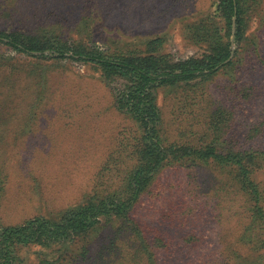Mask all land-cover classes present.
I'll use <instances>...</instances> for the list:
<instances>
[{
  "label": "rangeland",
  "instance_id": "1",
  "mask_svg": "<svg viewBox=\"0 0 264 264\" xmlns=\"http://www.w3.org/2000/svg\"><path fill=\"white\" fill-rule=\"evenodd\" d=\"M1 1L0 30L9 31L14 26L36 30L43 25L52 28L66 25L64 32L75 39L80 33L77 28H70L72 25H91L82 41L101 50L131 44L134 47L129 50L141 51L142 39L166 36L164 53L174 63L202 57L209 51L208 45L197 46L187 39L190 23L199 18L220 29L225 25L218 12L220 0ZM231 43L239 51L238 63L207 81L204 93L200 88L179 86L153 90L171 139L183 127H188L189 122L183 118L192 119L191 115L180 116L184 105L204 107L203 111L200 107L196 110L201 114L200 121H204L210 113L207 107L214 108L220 102L235 114L232 136L240 144L236 147L264 150V3L247 21L241 43H235L234 29ZM3 55L10 60H27L16 62L15 69L21 70L18 72L21 78L29 71L28 67L41 63L4 48L0 50L2 61ZM42 68L50 73L46 90L26 87L23 80L17 86L20 98L10 99L12 103L18 101L15 102L18 106L3 103V120L16 111L21 114V123L30 118L16 141L12 138L17 131L7 132L8 144L0 147L9 161L4 168L2 165L0 176L3 182L0 224L3 226L20 224L37 216H51L81 204L94 188L110 154L136 128L117 108V95L124 88V81L106 82L94 67L69 60L46 61ZM5 74L0 68V85ZM194 93L197 99L185 101L187 94ZM248 93L253 98L247 99ZM32 94L36 95L32 97ZM214 176L205 169L169 167L156 184L154 194L136 209L137 218L150 230V240L162 237L166 241L156 257L157 264H224L234 257L229 249H241L237 244L243 221L238 214L241 198L229 197L224 191L216 197L220 186ZM258 180L264 182V170L258 173ZM159 185L161 189L157 190ZM191 197L197 200L192 201L197 207L196 223L184 228L174 225L169 215L176 212L180 202H188ZM202 203H209L210 208L203 210ZM165 204L170 206L168 210H164ZM37 250L31 248L24 254L29 263H36Z\"/></svg>",
  "mask_w": 264,
  "mask_h": 264
},
{
  "label": "trees",
  "instance_id": "2",
  "mask_svg": "<svg viewBox=\"0 0 264 264\" xmlns=\"http://www.w3.org/2000/svg\"><path fill=\"white\" fill-rule=\"evenodd\" d=\"M263 3L264 0H220L218 12L225 21L221 29L199 18L187 27V39L197 46L208 45L209 51L202 57L177 63L164 53L166 36L142 39L141 51L129 50L134 46L123 42L120 48L101 50L82 41L91 25L70 27L79 30L81 39L69 37L64 32L66 25H54L57 28L43 25L36 30L14 26L9 31L0 30V50L4 48L41 62L40 66L28 67L29 71L21 78L18 74L21 70L15 69V65L17 61L26 63L27 60H10L3 55L2 61L0 56V68L6 72L0 85L3 86L0 89V147L8 144L7 132L16 130L12 138L16 141L30 119L27 117L25 123H21V114L16 111L3 120V103H19H12L10 99L20 98L17 86L23 80L26 87L46 90L50 81V73L42 68L46 61L84 63L97 69L106 82L124 81V88L117 95V108L136 126L110 154L94 188L81 204L16 225L0 224V264H34L24 255L31 248L38 249L35 264H157L156 257L166 241L162 237L150 240V230L137 218L136 209L154 194L156 184L169 167L208 170L219 182L216 197L224 191L229 197L241 198L238 214L243 221L237 243L241 249H229L234 257L224 264H264V182L258 180V173L264 170V150L236 147L240 144L232 136L235 114L220 102L216 109L212 105L207 107L210 113L204 121H200L201 114L196 111L198 107L203 111L204 107L192 103L184 105L180 116L191 115L192 119L183 118L189 122L188 127H183L177 137L171 139L153 92L159 87L171 90L178 86L207 91V81L238 63L239 51L233 49L231 43L233 29L235 43L240 44L247 21ZM58 28L61 30L57 31ZM250 90L254 95L253 88ZM197 98L196 93L187 94L185 101ZM251 98L252 94L248 93L247 99ZM2 152L0 176L3 175L2 165L4 168L8 161L6 153ZM159 188L160 185L157 190ZM2 194L3 182L0 181V202ZM191 198L180 202L176 212L169 215L174 225L184 228L196 223L197 207L192 201L197 200ZM201 205L203 210L210 208L209 203ZM165 207L164 210L170 208L168 204Z\"/></svg>",
  "mask_w": 264,
  "mask_h": 264
},
{
  "label": "water",
  "instance_id": "3",
  "mask_svg": "<svg viewBox=\"0 0 264 264\" xmlns=\"http://www.w3.org/2000/svg\"><path fill=\"white\" fill-rule=\"evenodd\" d=\"M234 20H236V17H235V19ZM234 30H235V28H234Z\"/></svg>",
  "mask_w": 264,
  "mask_h": 264
}]
</instances>
